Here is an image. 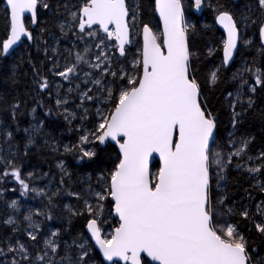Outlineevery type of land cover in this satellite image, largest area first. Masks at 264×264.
Instances as JSON below:
<instances>
[{"label": "snow or ice", "instance_id": "1", "mask_svg": "<svg viewBox=\"0 0 264 264\" xmlns=\"http://www.w3.org/2000/svg\"><path fill=\"white\" fill-rule=\"evenodd\" d=\"M256 2L258 19L238 16L221 0H189L187 6L185 0H5L0 59L26 38L51 59L47 71L68 86L50 84L31 53L27 61L20 57L8 79L16 83L17 68L27 62L36 96H50L54 88V104L46 114L62 117L69 131L79 132L78 142L65 145L64 152L98 167L95 182L89 174L82 192L73 190L63 161L57 163L58 181L49 178L43 188L35 187V174L22 178L15 160L21 148L26 156L40 147L38 137L50 134L43 131V121L20 128L16 118L23 115L25 101L4 108L16 127L0 119V153L7 146V156L0 154V182L11 177L24 195L33 192L47 203L23 215L16 200L7 202L12 213L0 221V264H96V248L108 264H264V146L250 154L257 137L240 131L250 117L258 120L264 145V67L258 59L264 58V0ZM146 3L158 13L162 28L154 30L146 19ZM205 8L225 34L220 64L208 82L215 86L221 70L241 60L231 76L234 88L224 95L228 123L223 130L221 108L212 105L198 76L199 53L191 42L197 25L186 15ZM41 10L54 18L70 47L61 51L58 38L56 47L43 38L53 34ZM253 26H258L259 45L248 36ZM252 48L257 56L246 59L245 51ZM216 51L209 47L207 54ZM36 96L30 109L34 119L43 106ZM14 131H23L26 142L14 144ZM43 146H49L47 139ZM230 169L251 182L243 189L249 203H226ZM62 194L78 206L63 205L65 216L56 218L70 226L73 218L85 217L90 236L65 229V238L60 228L43 234L34 217L52 221Z\"/></svg>", "mask_w": 264, "mask_h": 264}, {"label": "trees", "instance_id": "2", "mask_svg": "<svg viewBox=\"0 0 264 264\" xmlns=\"http://www.w3.org/2000/svg\"><path fill=\"white\" fill-rule=\"evenodd\" d=\"M53 3L56 0H52ZM215 0H213V3ZM222 3H225L227 6H230L232 11H234L238 16L250 14L254 19H258L262 13L260 12L256 0H221ZM189 3V0H185V4ZM154 4V1H153ZM5 4L3 0H0V10L4 8ZM146 8L149 9V14L146 16V19L154 28L158 30L160 28L156 14L151 11V5L145 4ZM249 9L251 10L249 12ZM42 19L48 20V29L49 32L53 35L50 36L47 32L44 34V39L48 41V44L56 47L54 38L59 39V45L61 51L63 49L70 47L69 38L62 37L59 33L58 27L53 17L48 13L41 10L39 13ZM188 19L197 25V33L191 38V42L195 45L194 51L199 53V60L196 61V67L198 68V76L201 84L204 86L207 96L210 98L212 105L221 108V121H222V130L224 126L228 123V116L223 106L226 104L224 95L227 91H230L234 88V85L231 83V76L238 68L241 67V60L239 57L235 59V63L231 64L227 69H222L220 73V82L215 86H212L208 82L209 74L220 64V59L222 52L219 50L222 47L221 36L224 34L214 23L213 12L205 8L203 11L197 12L196 10H189L186 13ZM4 21L0 19V42L6 38L5 30L3 27ZM204 25H212L211 30H204ZM254 33L256 35H254ZM35 34V33H34ZM248 36L252 38L256 45H259L260 40L258 37V26L250 27L248 30ZM209 47L215 48L217 51L214 55L209 56L207 54V49ZM41 48L43 45L41 44ZM31 53L32 62L36 65L38 69L42 71V74L47 75L50 84H64L66 88L68 85L60 77L52 76L47 69L51 67V59L45 58L43 51H37L36 45L32 41H24L23 44L15 50L9 57L0 59V119H3L5 124L11 125L12 129H15L16 122L19 123L21 129L29 127L33 123L43 121L44 129L43 131L49 133V136L38 137L39 148L31 149L28 154L23 155V149L21 148V155L15 160L17 166L21 169L22 178L27 177L28 172H33L35 175L32 178L31 183L34 184L37 188H43L46 184H49V178H52L54 181L59 180L60 169L57 167L59 161H63L68 172L72 173L71 184L73 190L81 191L87 186V177L89 174L92 175V182H95V174L97 165L91 164H82L79 162L78 158L70 153L64 152V146L70 145L78 142L79 132L78 131H69L68 125L63 120L62 117L46 114V108L51 107L54 104L55 100V89L53 88L50 96H45L40 94L36 96V89L33 83V69L29 66L27 62L21 63L17 68L16 73V83H13L8 77L12 75L13 65L20 60L21 56H24L25 61H27V54ZM51 56V53H49ZM246 59H251L254 56H257L256 49L252 48L247 50L244 53ZM131 58V55L129 56ZM60 63L63 64V57H60ZM261 59V64L259 66L264 67V58ZM33 96H36L37 100L42 101L43 106L38 107L35 113V119L30 112L32 107H35L33 102ZM17 99L25 101L26 104H22L21 112L23 115L17 114L16 122H13L9 112L4 111L11 103L15 102ZM71 108L72 105L70 104ZM90 119L92 114L89 113ZM79 119L73 121L72 127L75 129L79 126ZM86 126L90 127L88 121L85 122ZM251 125V127H249ZM247 130L248 134L255 135L257 140L253 142L250 146V154L255 155L262 146L260 142V123L258 120L252 119L245 122V125L240 129L241 132ZM239 135V133H237ZM14 141L13 143H24L26 142V134L23 131L15 132L14 131ZM47 139L49 141V146H43V141ZM59 148L58 152L52 151V148ZM7 156V146L5 145V151L0 153ZM109 167L111 166L109 162H103ZM2 168V165H0ZM47 174L43 176L42 174ZM83 181V182H82ZM66 184L69 181L66 178ZM251 182L246 178V174H241L235 170L230 169L228 175V183L225 188V194L228 195L229 200L226 203L231 202L232 200L243 201L244 203H249L245 198L244 188H248ZM15 189V191H13ZM83 194V193H82ZM253 195L258 199L260 194L258 192H253ZM11 200H16L20 206L21 214L26 215L30 209L43 208V205L47 203L46 199L36 195L33 192H29L27 195L23 194L21 186L19 183L8 177L2 182H0V221L12 213V209L7 206V202ZM57 203L61 205L60 209L54 211V219L52 221L44 220V217H34V219L41 222L42 232L44 235L48 234L49 229L55 230L56 228L61 229V234L67 238L68 233L65 232V229H68L72 235L77 233H83L84 236H88L86 231L85 217H76L73 218L71 225L69 226L66 221L63 219H57L56 217L63 218L65 213L62 208L65 204H70L73 206H78L77 201L73 197H68L64 194L58 198ZM21 239H27L23 234H21ZM259 244L260 241L257 240ZM264 251V249H261ZM94 256L96 259V264H106L100 254L95 249Z\"/></svg>", "mask_w": 264, "mask_h": 264}, {"label": "water", "instance_id": "3", "mask_svg": "<svg viewBox=\"0 0 264 264\" xmlns=\"http://www.w3.org/2000/svg\"><path fill=\"white\" fill-rule=\"evenodd\" d=\"M3 1H4V4H5V0H3ZM153 1H154V0H153ZM155 14H156V17H157V19H158V22H159L160 28H162V22L159 20V15H158V13H155ZM217 26L220 28V30H221L222 33L224 34L223 29H222L218 24H217ZM224 35H225V34H224ZM24 41H28V40H26V38H22L21 42H19L18 45H15V46H13V47H14L15 49H18V48L23 44ZM28 42H29V41H28ZM10 52H12V50H10ZM12 53H13V52H12ZM230 66H231V64H230L228 67H230ZM86 231H87V228H86ZM87 233H88V236H90V233H89L88 231H87ZM92 243L94 244V241H92ZM96 250H97V252L100 254L102 260H103L106 264H108V262L104 260V258H103V256H102V253H100L99 249L96 248Z\"/></svg>", "mask_w": 264, "mask_h": 264}, {"label": "rangeland", "instance_id": "4", "mask_svg": "<svg viewBox=\"0 0 264 264\" xmlns=\"http://www.w3.org/2000/svg\"><path fill=\"white\" fill-rule=\"evenodd\" d=\"M197 12H199V11H197Z\"/></svg>", "mask_w": 264, "mask_h": 264}]
</instances>
